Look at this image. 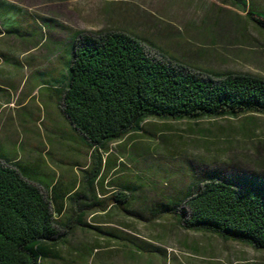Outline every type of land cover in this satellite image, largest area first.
Wrapping results in <instances>:
<instances>
[{"label": "rangeland", "instance_id": "obj_1", "mask_svg": "<svg viewBox=\"0 0 264 264\" xmlns=\"http://www.w3.org/2000/svg\"><path fill=\"white\" fill-rule=\"evenodd\" d=\"M248 11L264 14V0H0V158L47 186L66 180L75 162L90 163L56 90L78 32L120 30L141 38L152 56L195 72L264 77V30ZM107 150L117 163L106 178L142 188L136 209L118 221L122 233L108 231L117 246L76 264H99L103 254L112 257L107 264H264V249L190 231L161 209L207 176L263 180L264 114L152 118ZM122 200L118 209L132 210Z\"/></svg>", "mask_w": 264, "mask_h": 264}, {"label": "trees", "instance_id": "obj_2", "mask_svg": "<svg viewBox=\"0 0 264 264\" xmlns=\"http://www.w3.org/2000/svg\"><path fill=\"white\" fill-rule=\"evenodd\" d=\"M246 16L264 30V14L248 11ZM71 47L66 81L56 90L62 111L86 138L91 158L140 132L152 118L264 114L263 76L195 72L152 56L141 38L120 30L78 32ZM161 209L174 212L179 225L190 231L264 249V179L207 176L173 207L167 202ZM57 236L45 187L0 158V264H38L46 255L44 245Z\"/></svg>", "mask_w": 264, "mask_h": 264}, {"label": "crops", "instance_id": "obj_3", "mask_svg": "<svg viewBox=\"0 0 264 264\" xmlns=\"http://www.w3.org/2000/svg\"><path fill=\"white\" fill-rule=\"evenodd\" d=\"M70 149L73 154L78 152L74 146ZM108 153L106 150L96 152L90 163L83 166L75 162L76 166L67 170L66 180H53L49 186L43 185L52 199L58 236L44 245L46 255L38 264L81 263L89 261L93 253H109L117 246V242L107 238L108 231L122 233L118 221H122L124 213L136 209L134 203H137L142 187L139 183L106 178L105 168L115 167L117 163L116 155L109 159ZM122 199H126L127 206L132 205V210L124 206L118 209L124 203ZM111 235L115 236L113 232ZM111 258L109 254H103L99 264H107Z\"/></svg>", "mask_w": 264, "mask_h": 264}]
</instances>
